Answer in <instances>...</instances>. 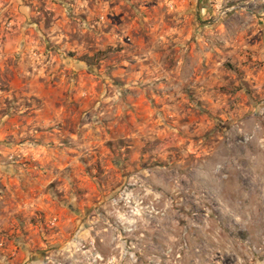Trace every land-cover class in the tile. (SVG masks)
<instances>
[{"label":"rangeland","instance_id":"1","mask_svg":"<svg viewBox=\"0 0 264 264\" xmlns=\"http://www.w3.org/2000/svg\"><path fill=\"white\" fill-rule=\"evenodd\" d=\"M0 264H264V0H0Z\"/></svg>","mask_w":264,"mask_h":264}]
</instances>
